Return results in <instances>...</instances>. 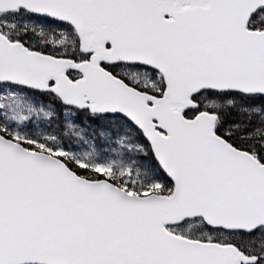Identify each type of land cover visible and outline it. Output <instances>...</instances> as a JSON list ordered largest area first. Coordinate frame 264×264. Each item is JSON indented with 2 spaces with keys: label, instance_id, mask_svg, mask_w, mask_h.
<instances>
[{
  "label": "snow or ice",
  "instance_id": "1",
  "mask_svg": "<svg viewBox=\"0 0 264 264\" xmlns=\"http://www.w3.org/2000/svg\"><path fill=\"white\" fill-rule=\"evenodd\" d=\"M0 264H264V0H0Z\"/></svg>",
  "mask_w": 264,
  "mask_h": 264
}]
</instances>
